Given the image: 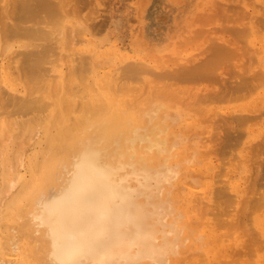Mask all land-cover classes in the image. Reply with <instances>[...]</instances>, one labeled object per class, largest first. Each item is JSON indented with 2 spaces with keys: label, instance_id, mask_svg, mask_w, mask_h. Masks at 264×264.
Listing matches in <instances>:
<instances>
[{
  "label": "bare ground",
  "instance_id": "6f19581e",
  "mask_svg": "<svg viewBox=\"0 0 264 264\" xmlns=\"http://www.w3.org/2000/svg\"><path fill=\"white\" fill-rule=\"evenodd\" d=\"M74 1L76 2L78 0H74ZM12 3L13 4L11 6L9 5L8 7L7 6L3 7L4 6L3 5L0 9L1 10L0 13L4 15V17L0 16V35L2 38H3V36H6V39H7L6 44L4 46L5 49L4 48L3 49L7 51L10 48V47H8L9 46L8 43L13 40L12 37H17L18 39H20V41H21V37L26 38L28 41L26 43V45H28V46L31 45V47H28L27 49L21 48L22 51L20 50V47H19L18 51H17V49L15 51H13L14 53H16L15 55L13 54V52H12V54L7 52L10 54L11 57H9L6 62L0 63V86H1V84H3L1 82H4L5 84L9 83L7 86L10 89H14V87L17 85H14L13 83L10 84V81L14 82L15 78L20 77V78H23L22 81H23V88H24V94H22V95L20 94V96H18V94H16V92H13L14 94H12V90L10 93L8 87H6L8 90H6L5 88H4L5 89L4 90L3 88H1L2 86L0 87V97H2V99H0V118H2L3 112H5L4 114H7V115H9V114L11 115L12 113H15L17 115L20 114L23 116V115L28 114L27 117L28 118L32 117L31 120L33 122H31L30 119H28L26 116H23L24 121H19V119H17L18 123H16L17 122L15 120L16 118L15 119L12 118L13 121H16L14 126H16V124H17L18 129L20 127V122H21V128L23 127V129H21V128L19 129V131L21 132V130L24 131V126H26V124H28L27 123L28 120H29V123L36 124V126H37L38 122H34V121L35 120L39 121L40 117H41L40 121L42 120V122H43V120H45V117L48 114H50L49 112H51V110H52L51 109L52 105H54V107H56L58 109L60 108V111H64L63 112L64 115H65V111H66V116H68V117L66 118V121L64 122V120H63L64 115H62L63 117L62 116L60 117L57 115V119L55 122H51L52 121L51 120V121L45 123V126L43 123V127L45 130H44V136L42 138L44 144H42V145H44V146H43V148L40 147V149L41 148L42 149L39 151V153H40L39 157H38V154L37 155L34 154L33 156L31 155L29 157V161L27 158L24 161L25 165L28 167V172H29V175L27 178H21L22 176H24V173H21L20 171L19 172L21 174H23L22 176L17 171L18 172L17 175H15V174H13L11 176L8 175L9 178L6 177L7 173L4 170L3 171L5 174H3V175H2L3 172L0 171V188H1V190H3L4 187L8 186L9 188L7 191H8V193H11L10 198L7 200L6 199L4 200L3 199L4 197L0 198V201L2 199L4 200L2 202V205H4L6 203L3 207L4 212H3V210H1L0 221L4 218L5 221H7V222L11 223V225H13L15 223L13 221L18 220L17 219L18 215H19V217L21 216L22 218H24L26 220V222L24 221L22 224H20L21 223L20 222L21 217L19 218L18 221H16L20 225L15 223L16 226L14 225L15 226L14 228L15 229H16V227L19 228V230L16 229L17 232H15V233H14L15 230L13 231V229H12L13 227L11 225L10 226L12 227L11 229L13 232L11 231L10 227L8 228L9 224L7 226L5 223H2L3 226L1 228L5 229V225H6V228L10 229V230L6 229L8 232V234L6 232L7 236L10 235L8 238H5L4 236L0 238V243H1L0 245H1L2 249L4 251L6 249H8L9 250L8 252H10V253L12 252V254L14 253V255H15V252L22 248L23 249L22 254H21L22 257L20 255L21 259L20 260L18 259V261H20L21 264H168V263L170 264L171 261L174 262L176 255H179L182 252V250H184L183 249V247L185 246L184 241H186V240H184V236H186V234L183 235V228L185 229L186 225H188V224H185V221L187 222L188 220L185 219L184 221L183 220L180 221L181 223L179 222V220H180L179 216H181L182 213H184V212H182L180 210V207L176 206L177 205L176 202H178L176 200H178L179 198L176 199V197L173 196L172 190H175V187H173V186H176V185H173V181H175V178L177 177V175L179 173L177 166L180 165V162H178L179 165L178 164L176 165V163H175L176 159L173 161V160H171V157L174 154L172 151L177 147V145L180 144V142H182L183 131L185 133L184 129L186 127L184 128L183 125H181L183 127V129H181L182 128L181 127L180 128L181 130L177 129V131H175L176 129L173 126H171V124L174 125L175 121L178 122L181 118V114L179 113V115H178V112H176L175 110H172L171 109L172 107L170 108V106L167 107L166 104H167V102L169 103V105H170V102L175 103L177 98H178L177 102L179 103V105L181 104L180 102H183L179 99L178 95L180 94V92H182L183 90H187V89H184V88L180 89L178 87L180 85L179 82L181 83V85L185 84L186 81H190V83L194 84L193 82H198L199 80L200 81H202V80L206 81V79L212 80L214 78H215L214 79L215 82H217L218 78L216 81V77L219 76L220 74L217 75L216 77H214V75L216 73L215 69L222 67L221 64L223 63V61L226 62V61H228L227 59H230V57L232 58V56H235L237 54L236 53L237 51L234 48L237 49L238 47H236V46L234 47V44L236 45V42L238 41V39L236 42L231 41V39H230V45L225 44V43H229V41L227 42V40L223 44L222 43L219 44L220 41H222V40L219 41L216 39V42H218V44L213 45V47L210 50V54H208V57H205L204 59L202 58L201 59L202 61H199V63L192 60V61H194L193 62L194 64H191L190 62H192V61H189L190 64H187L188 62L185 63L187 65L180 64L178 66L179 68L176 67L175 65L174 66L176 68L172 67L171 70H168V69L166 70L164 68L165 71L163 69V72H160V71L156 72L157 70L155 72H152V70L150 69V66H148V65L146 66L145 63L143 64V62H141L139 60H138L139 62L138 61L135 62V61L130 60L131 63H128V64L122 66L121 70H119V71H122V72H119L122 74H119L118 76H114L115 78L113 76L108 75V77L106 76V77H103L101 80L99 79V81H98L99 85L97 84L98 85L97 87H95L96 84L94 85V82L91 78H90L91 80H89L86 77L89 81L93 82L92 83L93 89L90 86H88V87L86 86L85 87L87 89V90L85 89L86 93L85 94L83 93L84 95H79L78 92L76 90H74V87L72 84L73 79H75L76 83H77V81H79L78 79H82L85 76V74L88 73L87 72L88 70L86 71V69H85L86 63L87 64L91 63L88 61L89 58L87 60V56L89 54L86 56V54L83 53V54H81V56H82L80 58L81 61L80 62L77 61V63L72 61L68 74L65 73V76L69 75L68 81L65 83L64 80L62 79L64 82V83L62 82L63 83L62 87L64 90L63 92H65V94H64L65 99L61 100V101L60 100L58 101L57 99H56L57 101H55V99H53L54 102L49 100V101L53 102V103H51V102L49 103V101H47V100H48V98L51 97V94L54 93V92L53 93L51 92V94H50V88H51L50 85H53V87L56 90L55 86L58 85L56 83L58 81H62V80L61 79L56 80L53 77H51V75L53 73H51V71L49 69L50 66L46 65V62L49 63L51 61L48 56H50L52 51L55 50V49L52 50V46L54 44H52V46H51V43L48 44V42H47L48 40L47 41L45 40L46 38H49V33H52V32H50L48 29H46L47 30L46 31L44 28H41L37 25L34 26V25L36 23L39 24L41 22H47V23L49 22L50 26L52 24H53V26L54 25L59 26L62 23L61 22V16L59 14V12L61 11L60 10L61 6L59 7V4L54 3L52 0H12ZM230 8H232V7H230ZM230 8H228V9L226 8V10L230 11L231 10ZM64 10H66V9L64 8ZM232 10H235V8L234 9L232 8ZM64 12H66V11H64ZM10 15H11L12 19H11ZM229 16H230V14H229ZM8 17H10V19L13 21V22L10 21V23H12V24H7L9 22L6 23V20L9 19ZM62 17H63V15H62ZM240 17H241V15H240ZM248 18H249V16H248ZM250 20L251 19H249V23H250ZM262 21H264V20H262ZM27 22H30L32 24L27 25L28 24ZM238 23H239V21H238ZM235 25H233V26H235ZM262 27H264V25H262ZM240 28L239 29L234 28V30H233L238 35V38L241 36V34H243L242 33V31L244 30L243 28H245V30H246L244 32L248 31L246 29V27L242 26V29H240ZM51 31H53V30H51ZM240 31H241V34H240ZM59 32H61V31H58L57 33H59ZM239 34H240V36H239ZM208 36H210V35H208ZM233 36L237 37L236 35H233V33H232V40L234 38ZM9 37H11L12 40ZM8 38L11 41H8L9 40ZM36 38H38V39H36ZM40 38L42 39V41ZM214 38H216V37H214ZM15 39L16 38H14V40ZM39 39H40V42H43L45 40L46 43H44L45 42L44 41L42 44H36L34 42V40H39ZM224 39H225V37H224ZM240 39H241V37H240ZM2 40L3 39L0 38V42L4 43V41H2ZM16 41H18V40H16ZM16 41H14V42H16ZM14 42H12V44ZM216 42H214V43H216ZM23 43H25V42H23ZM6 45H8L7 46L8 49H7ZM72 47H73V45H72ZM251 49H253V48H251ZM4 50H1V51H4ZM255 50H257V49H255ZM85 51H87V50H83L82 52H85ZM55 52L56 51H54V54H55ZM75 52H76V49H75ZM88 52L89 51H87V53ZM241 52H243V51L241 50ZM2 54H3V52H1L0 55L3 56ZM55 55H57V54H55ZM51 56H52V54H51ZM193 57H195V56H193ZM176 58H178V57H176ZM191 59H193V58L191 57ZM70 60H72V59L70 58L69 62H70ZM173 60H175V59L173 58ZM18 62H19V64H18ZM132 62H134V63H132ZM229 62H231V60ZM224 65H226V63ZM245 65L244 66L242 65L244 67L243 69H245V67H246ZM251 65H253V64H251ZM14 66L18 70H14V68H13ZM11 67L13 68L12 70L10 69ZM168 67L170 69V66H168ZM168 67H166V68H168ZM224 67H226V66H224ZM249 67H251V66H249ZM5 68H8L9 71H5ZM153 68H155V67H153ZM232 68H235V67H232ZM243 69H242V72L240 74H238L239 72H237L235 74H232V72L230 73L233 76L238 75V78H237L238 81L235 80L236 77H234L235 79L233 80L232 77L230 76L231 80L229 81V79H228V80H226V83H223V81L225 79V78H223L222 83L224 86L222 85L221 88L222 87L223 88L225 87V88L221 89V91H219V92H216L215 95L210 93V94L214 95V97H210V98H215V97L218 98V99L215 98V101H216V100L220 99L219 98L220 96L217 97L218 95H221V97L223 98L222 94L224 95V98L223 99L221 98L220 100H225L226 96L227 97L229 96V98H232V96H235V97L238 96L237 98H239V96L242 97V95H244V94L246 95L247 93H249L248 95H250L251 89L253 90L256 87L255 86L252 88L251 84L257 85V86H258V84L264 85V71H262L264 69L261 68L262 70L258 69V71L253 70L254 72H252V73L249 72V69L247 67H246L247 70H245V72L243 71ZM13 70L17 71V75L15 78L13 76L14 72L12 73ZM149 70H151V71H149ZM226 70H224V71L226 72ZM146 71L152 72L151 75L153 78L150 80V82L152 81V83H151V85L149 84V87H146V86L142 87V89L144 91L143 90H141V91L144 92V95L143 94L139 95V94H137V92L138 93L140 92L141 88H139V87L141 84L138 86V83L140 82L139 80H141L142 74ZM228 72L229 71H227L226 73L228 74ZM89 74L90 73H88L87 76ZM122 75H124V76H122ZM90 76H92V75H90ZM51 78L53 80H51ZM118 78H120V79H118ZM219 78H221V77H219ZM227 78H229V77H227ZM117 79H118V81H117ZM50 80H51V82L54 80L57 81V82L54 81L55 86H54V84H50ZM19 81H20V79H19ZM157 81L158 82L160 81L161 83L159 84ZM184 81H185V83H184ZM231 81H234L232 83L234 85L231 84ZM235 81H236V83H235ZM212 82H213V80H212ZM220 83H221V80L218 84H220ZM228 83H230L231 85ZM85 84L87 85V83H85ZM144 85H146V84H144ZM181 85H180V87H181ZM195 85H196V83H195ZM54 88H51V90ZM185 88H190V86L185 87ZM57 90H59L58 87H57ZM78 90H80V89H78ZM145 90H146V92H145ZM6 91H7V93H6ZM36 91H38L40 94L37 93L38 95L36 94L34 96V93ZM81 91H82V89H81ZM81 91H79V92H81ZM226 91L228 93L230 92V94H228ZM55 92H57V95H58V91H55ZM140 93H142V92H140ZM55 95H56V93L53 96H55ZM64 95L62 93V97ZM192 95H194V94H192ZM53 96H52V98H53ZM200 96H198V99L199 98L201 99ZM175 97H177V98L175 99ZM208 98L209 97H207L206 99L209 100L210 98L209 99ZM234 98H232V99H234ZM170 99H172V100L175 99V100L172 101ZM198 99H196V100H198ZM165 100H166V104L163 105V102L165 103ZM167 100H169L170 102ZM55 102H57V103H55ZM199 103L201 105L200 101H199ZM183 104H181V108L179 107L180 110L182 109V106H183V108L187 106V108L190 109V108H192V106H194V104H197V103H194V104L188 103V105L191 104V107L186 105L187 103H185V105H183ZM197 106L199 107V105H197ZM134 107H135V109H134ZM204 107L206 108V106H204ZM173 108L179 109L178 107H174V106H173ZM7 109H9V112L7 111ZM11 109H12V113L10 111ZM190 110H192V109H190ZM31 112H33V113L36 112V114L32 113L29 115V113H31ZM42 112L44 113V117H43V115H40ZM63 113H61V114H63ZM228 114L229 113H227V115ZM230 114H232V113H230ZM230 114L228 116H231ZM17 115H16V117H17ZM31 115H33V116H31ZM38 115H40V116H38ZM216 115H218V114H216ZM227 115L225 117L223 116L226 120H224V119L222 120L223 122L227 121V122L223 123L225 125V127L227 128L225 136H223V142L225 144H228L229 142H231V140L233 138L236 139V136H237L236 134H239L237 131H239L241 128V127L239 128V126L240 125L245 126L246 124H243V123L247 122V120L245 118L246 116L243 114H236V116L234 114H232L235 117L232 116V117L226 118ZM218 116H220V115H218ZM4 117H5V115H4ZM24 117L26 118V120ZM33 117H35L36 119ZM42 117H43V119H42ZM223 117H221V118H223ZM18 118H20V117H18ZM208 119L210 120V118H208ZM212 119H213V117H212ZM5 120L6 119H4V121L0 122V131L5 130V128H6V125H7L6 121L7 120L6 121ZM219 120H221V119L219 118ZM219 120H217V121H219ZM13 121H12V123H14ZM232 121L237 122L236 124H237L238 128H236V126H235L236 124L234 125V124L230 123L231 124L230 126L234 125V127L236 129H239L236 131V129L234 127H231V128H234L237 133L236 132L234 133V131H232V129H230V126L227 125L229 122H232ZM42 122H41V124H42ZM39 124H40V122H39ZM41 124H40V126H42ZM213 124H214V122H213ZM216 124H217V122H216ZM220 125H218V126H220ZM221 126H223V125H221ZM10 127H11V125H10ZM38 127H39V125H38ZM36 128L37 127H34L35 130H37ZM16 129H17V126H16ZM19 131L17 132L18 134H16V133L15 134L16 135L23 134V131L21 134ZM242 131H243V129H242ZM28 132H29V129H28ZM34 132H35V134L33 133L34 135L38 134L37 133L38 131H34ZM5 133H6V131H5ZM13 133L11 132L10 135H12ZM39 134H40V132H39ZM16 135H15V138H16ZM26 135H25V137H26ZM30 136L32 139V134ZM30 136L28 138L29 140H27L29 142H30ZM216 136L217 135H215V138H216ZM4 137L5 136L3 135V139L5 140ZM25 137L22 139L24 140ZM12 138L14 141L15 138L14 137H12ZM6 140H7V138H6ZM6 140H5V142H6ZM17 140H19V138ZM186 140H188V139L186 138ZM213 141H215V140H213ZM24 142L26 143V140H24ZM202 142H203V144H205L204 141H202ZM0 144H2V143H0ZM16 144H17V142H16ZM224 145H222V147ZM191 146H193V145H191ZM237 146H235V147H237ZM4 147H5V145H4ZM182 147H184V146H181V148ZM222 147H221V149H222ZM229 147H230V145H229ZM0 148L2 149L3 147H0ZM15 149H17L16 151H18V153H19V154H17V156H19V159L18 158L17 159H18L19 164H20V163H22L21 161H23L22 160L23 155L21 153L23 151V145L19 148L17 146V148L15 147ZM226 149H227V145H226ZM6 150H8V149H6ZM183 150H184V148H182V151ZM194 150H196V149H194ZM197 151H199V150H197ZM206 152H207V150H206ZM1 153H2V151L0 150V155H1ZM6 153H8V152H6ZM12 153H14V150H12ZM202 153H204V152H202ZM249 153H251V151ZM175 154H177V151ZM255 154H257V152ZM201 155L203 156V154H201ZM205 155H206V153H205ZM186 156H188V155H186ZM190 156L192 159H195V158H193L194 153H193V157H192V155H190ZM190 156H189V158H190ZM255 156H254V158H255ZM12 157L13 156H11V158ZM182 157H184V155H182ZM191 158L189 160L190 161L189 163L192 162ZM215 158H217V157H215ZM4 159H5V157L3 158V161H4ZM198 159L199 158H197V160ZM221 159L223 160V157ZM241 159L239 161L240 163H241ZM14 160H16V159L15 158L12 159V165L13 166L12 165H10V166L17 168L16 166H14V164H16V161L14 162ZM179 160L181 161V159H179ZM185 160L188 161V159H184V161ZM9 161H11V160H9ZM256 161H257V158H256ZM13 162H14V164H13ZM254 163H256V162H254ZM9 164H11V163H9ZM194 164L196 165V163H194ZM15 170L16 169H13V171H15ZM253 171H254V169L252 170V172ZM262 171H264V170H262ZM187 172H188V170H187ZM15 173H16V171H15ZM217 173H218V171H217ZM262 173H264V172H262ZM2 176H3V179H2ZM215 176H217V174ZM5 177L7 178V180ZM12 177H15L14 179H16L18 182H20L19 183L20 185H18L15 190H12L13 188H15V186H14L15 183L12 184V181L14 182ZM195 177L193 176L191 178L194 179ZM191 178H189V179H191ZM195 179L193 180V182L195 181ZM228 179H227V181H228ZM262 179H264V178H262ZM215 180H216V178H215ZM191 182H192V180H191ZM194 183H196V181ZM217 183H219V182H217ZM249 185H250V183H249ZM218 186L216 188H218ZM220 188L221 187H219V189ZM260 189H262V188H260ZM178 190H179V188H178ZM180 191H181V189H180ZM254 191H256V190H253V193H254ZM4 192H6V190ZM4 192L1 191L0 193L2 194ZM219 192H220V194H219ZM249 192H251V191H249ZM201 193L202 192H200V194ZM262 193H264V192H262ZM211 194H213V193H211ZM218 194L220 197L219 196L216 197L217 195L215 197L219 198L217 200L221 199V202L219 201L221 204L224 203L223 200L227 203L230 202V199H229L230 195L228 196L226 191L223 190V188L221 189V191H218ZM213 195H215V194H213ZM260 195L262 198L260 197ZM260 195L258 196L259 198L255 197L257 199L253 203H252V201L250 202L249 199L251 197L250 200H253L252 196L254 198V196H257V195H251L249 197V199H247L248 202L252 203L251 205H253L254 208L255 207H259L260 209H261V207L264 208V196H262L264 194H260ZM4 196H6V193ZM221 196L223 199L221 198ZM243 196H244V194H243ZM193 199L194 198L192 197V200L190 203H195V202H192V201H194ZM244 201H245V199H244ZM201 203H202V201H200V202L198 201L196 203L197 204L196 206L198 207V205H200ZM0 204H1V202H0ZM182 204H184V203H182ZM185 204L183 206H185ZM215 204H217V203H215ZM226 204H224V205H226ZM230 204H231V202H230ZM179 206H181V203ZM193 206L195 207L194 204H193ZM205 206L209 207V204L208 205L205 204ZM246 206H248V205H246ZM199 207H201V206H199ZM224 207H226V206H224ZM251 207L248 209H252ZM189 208L191 209V205ZM203 208H202V210H203ZM218 208H219V206H218ZM238 208H240V207H238ZM222 209H225V208L222 207ZM226 209H227V207H226ZM197 210H198V208H197ZM245 210H246V208H245ZM248 211L245 213L247 214ZM194 212H195V210H194ZM25 214H27V218H26V216L23 217V215H25ZM197 214H199V213H197ZM202 214H204V213H202ZM218 216H216V217H218ZM14 217L16 218V220L14 219ZM10 218L12 221H10ZM214 218H215V216L212 217V219H214ZM190 220H192V219L190 218ZM243 220L245 221V219H243ZM248 220H247V222H248ZM257 220H258V218H257ZM260 220H261L260 222L258 221L259 222V228L261 229L259 231L260 234L258 233L259 236L249 237L250 240L249 239L248 240H249L250 244H249V246L247 245L248 247L243 248V252L245 251L244 249H247V248H248L247 249L248 251L251 250L249 248L252 245H254V246L256 245L255 246V250H257L256 253H259L258 251H260L261 249L264 250V238H261V235H264V217H262ZM209 225L210 224H208L207 226H209ZM245 226H244V228H245ZM238 227H239V224H238ZM240 227H242V226H240ZM229 228H230V226H229ZM256 228H258V226ZM4 229H3V231H4ZM192 229H194L193 226H192ZM198 229H200V227ZM237 229H239V228H237ZM251 229H253V228H251ZM186 230L189 233V230H191V229H189V226H188V228ZM231 230H233L232 226H231ZM9 232H10V234H9ZM18 232L21 233V236L18 235L19 234ZM0 233H2V232H0ZM192 233H194V232H192ZM198 235H199V233H198ZM242 235H243V233H242ZM242 235L240 234V236H242ZM187 236H188V234H187ZM205 236L206 235H204V237ZM247 236L248 235H246V237ZM21 237L23 238V240H25L24 237H26V240H25L26 243L29 244V241H27V240H30V243H32V244L23 245L20 247V244H22L21 242L19 243V240L20 241L22 240ZM181 237H183V240L180 242L179 238H181ZM222 238H224V237H222ZM230 238H231V236H230ZM191 239L193 240V238H191ZM10 240L12 241V243ZM5 242H7L10 245L6 246L7 244H4ZM197 242L198 241H196V244H198ZM201 243H207V245H208V241L207 242L204 241ZM201 243H200V245H202ZM232 245H233V243H232ZM189 247H188V249H189ZM199 247L196 246L195 249L198 248V250H199ZM252 249H254V248L252 247ZM240 250H238L239 252H236V253L242 252V250L241 251ZM20 251H19V253H20ZM223 251H226V247H224V246H222L220 248L219 253L223 252ZM242 253H240V254H242ZM223 254H221V257ZM240 254L237 256L238 259H239V256H240V259L242 257V255H240ZM253 254H255V252ZM3 255H2V257H3ZM204 255H205V253H204ZM234 255H237V254H234ZM7 256H9V255H7ZM180 256L183 257V255H180ZM219 256H220V254H219ZM190 258H188V259H190ZM237 258H235V260H238ZM221 259L224 260V258H221ZM230 259H229V262H230ZM34 260H35V263H33ZM205 261H206V259L204 260V262ZM226 262L227 261H225L224 264H227ZM236 262H239V260ZM236 262H235V264H236ZM207 263H208V261H207ZM207 263L205 262L204 264H207ZM257 263L258 264H264V262H262V261H259ZM0 264H2V263H0ZM6 264H8V262ZM171 264H173V263H171ZM232 264H234V263H232Z\"/></svg>",
  "mask_w": 264,
  "mask_h": 264
},
{
  "label": "rangeland",
  "instance_id": "374dc122",
  "mask_svg": "<svg viewBox=\"0 0 264 264\" xmlns=\"http://www.w3.org/2000/svg\"><path fill=\"white\" fill-rule=\"evenodd\" d=\"M52 1L56 4H59V7L61 6L60 7L61 11L59 12V14L61 16V22L62 23L59 26H57V25L53 26V24L50 26L49 22L48 23L47 22H41L39 24L36 23L34 26L37 25L41 28H44L45 30L48 29L50 32H52V33H49V38H46V39L44 38V39L46 41L48 40L47 42H48V44L51 43V46H52V44H54L55 46L54 45L52 46V50L55 49L54 51L57 52V53L55 52V54H57V55H55L54 51L51 50L52 56H51V54H50V56H48L51 61L49 60L50 61L49 63L46 62V65L50 66L49 69H50L51 73H53L52 74L53 76L51 75V77H53L54 79H56V80H60V79L62 80L63 79L64 82L66 83L69 79V75L65 76V73L68 74L72 61L76 62V63H77V61L80 62L81 61L80 58L82 57L81 54L84 53V54H86V56L89 54L87 56V60L89 58L88 61L91 63H89V64L86 63L85 69H86V71L88 70L87 72L90 74L87 76L88 73H86L82 79H78L79 81H77V83L75 82V79H73V83H72L74 90H76L79 95H84L86 93V90H87L85 88L86 86L87 87L90 86L93 89V86H92L93 82H94V85L96 84L95 87H97L99 85L98 84L99 79L101 80L103 77H106V76L108 77V75L114 77V76H118L119 74H122V73H119V72H122V71H119V70H121V67L128 64V63H131V61L136 62L139 60V61L143 62V64L145 63L146 66L147 65L150 66V69L152 70V72H155L156 70H157L156 72H158V71L163 72L164 68L166 70L167 69L171 70L172 67L173 68L175 66L178 67L180 64L184 65L186 62H188L187 64H190V63L194 64L193 63L194 61L199 63V61H202L201 60L202 58L204 59L205 57H208V54H210V50L213 47V45L218 44V42H216V39L219 41L220 40L223 41V42L220 41L219 44H221V43L223 44L224 42H226V40H227V42L229 41V43H225L226 45H228V44L230 45V39H231V41H234V42H236L238 39V41L236 42V45L234 44V47L235 46L238 47L237 49L234 48L237 51L236 52L237 54L235 56H232L233 59L230 57V59H227L228 61H226V62L223 61V63L221 64L222 67L215 69L216 73H215L214 77H216L217 75L220 74L219 76L216 77V81L218 78L217 82H215V80H214L215 78L212 79L213 82L211 79L210 80L206 79V81H204V80L200 81L199 80L198 82H193L194 84L190 83V81H186V83L184 81L185 84L181 85V83L179 82L181 87L179 84H178L179 85L178 87L180 89H182V88L187 89V90H183L178 95L179 99L181 101H183V102H180V101L179 102L181 104L184 103L183 105H185V103H187L186 105H188V103H192V104L197 103V104H194V106H192V108H190L192 110L187 108V106L184 108L182 106V109L180 110L181 104L179 105V103L177 102V100H178L177 97H175V99L177 98L175 103L174 102L172 103L169 100H167L170 102V105L168 102L166 104V100H165V103L163 102V105L166 104L167 107L170 106V108L172 107L171 108L172 110H175L176 112H178V115H179V113L181 114V118H180L181 121L179 120L180 122L179 121L178 122L175 121V123L173 122L174 125L171 124V126H173L176 129L175 131H177V129L181 130V129H183V127L184 128L186 127L184 129L185 133L183 131L182 142H180V144L177 145V147L172 151L174 153V154L172 153L174 156L172 155L171 160L174 161L176 159V162H175L176 165L178 164V162H180V165L178 164L179 166H177L179 173H178L177 177L175 178V181H173V185H176V186H173V187H175V190H172V191H173V196L176 197V199L179 198L178 200L175 199L176 201H178V202H176L177 203L176 206L180 207V210L185 213V214L182 213V215L179 216V218H180L179 222L182 220L184 221L186 219L188 221L187 222L185 221V224H188V225H186L185 229L183 228V235L186 234V236H184V240H186V241H184V245H185L183 247L184 250H182V252L179 255H176L174 262L171 261V263H173V264H189L191 262L190 264H204L205 262L207 263V261H208L207 264H212V263L213 264L214 263L215 264H224L225 261H227L226 262L227 264H232V263L235 264V262L238 260H239V262H236V264H245V263L246 264H258L257 262H259V261L264 262V250L261 249L260 251H258L259 253H256L257 252V250H255L256 245L250 246L249 249H251V250H249V251L247 250L248 248L244 249L245 251L243 252V248L248 247L250 244L249 243V240H250L249 237L259 236V234H260L259 231L261 230L259 228V222L261 221L260 219L262 217H264V208H262V207H261V209L259 207L254 208L253 205H251L257 198H259L258 196L260 194H264V193H262V192H264V179H262V178H264V173H262V172H264V171H262V170H264V85L258 84V86H257V85L251 84L252 88L255 86L257 88L255 87L253 90L251 89V92L249 91L250 95H248L249 93H247L246 95L244 94L245 96L244 95H242V97L239 96V98H237L238 96H236V97L232 96V98L235 97L236 99L235 98L232 99V98H229V96L228 97L226 96L225 97V100L227 99L226 101L220 100L222 98L221 95L217 96V97L220 96L219 97L220 99L216 100V101H215L216 97L210 98V97H214L216 92H219V91H221V89L225 88V87L221 88V86L223 85V83H226V80L229 79V81H230L231 77L234 80L235 79L234 77H236L235 80L238 81L237 80L238 75L233 76L232 74H235L237 72H239L238 74H240L242 72V69L244 68L243 66L245 64H246L245 66L249 69V72H251V73L254 71H258V69L259 70L264 69V27H262V25H264V21H262V20H264V0H217V1L216 0H78L76 2L74 0H63V1L62 0H52ZM12 4H13L12 0H6V1L0 0V9L3 5H4L3 7H5V6L8 7L9 5L11 6ZM71 4L72 5L74 4V5L72 6ZM230 7H232L233 9L235 8V10H232V8H230ZM64 8L66 10H64ZM226 8L227 9L230 8L231 10L230 11L226 10ZM64 11H66V12H64ZM229 14H230V16H229ZM2 15L3 14L0 13V16L4 17V15L3 16ZM62 15H63V17H62ZM240 15H241V17H240ZM248 16H249V18H248ZM10 17H11V15H10ZM10 17H8V18L10 19ZM9 19H7V20L5 19L6 23L9 22L7 24H12V23H10V21L13 22L11 20L12 17L10 20ZM249 19H251L250 23H249ZM238 21H239V23H238ZM30 22H27L28 23L27 25H31L32 23H30ZM233 25H235L236 27ZM242 26L246 27V29L248 31L244 32L246 30H245V28H243L244 29L242 31L243 34H241V31H240L241 36L239 34V36L241 37V39H240V37L238 38V35L233 30H234V28L239 29L240 27H241L240 29H242ZM51 30H53L54 32ZM58 31H61V32L57 33ZM231 32L233 33V35L237 36V37L233 36L235 38V39L233 38V40H232V33ZM208 35H210V36H208ZM223 36L225 37V39ZM214 37H216V38H214ZM0 38L3 39L2 41H4V43L0 42V54H1V52H3V54H2L3 56L0 55V58H1L0 63L6 62L7 59L9 57H11L9 53L12 54V52L15 51L16 49L18 51L19 47H20V50H21V48L27 49L28 47H31V45L30 46L26 45V43L28 42L26 38L21 37V41H20V39H18L17 37H12L13 40H14V38H16L14 41L18 40L16 42H14L12 40V38L9 37V38H11L12 41L8 38L9 39L8 41H11V42H9V43L7 42L9 46L6 45V47L8 46L10 48L8 49V47H7L8 50L6 51V50H4L5 49L4 46H5L6 41H7L6 36H3V38H2L0 35ZM36 39H38V38H36ZM40 39L34 40V42L36 44H42L45 41L44 40L43 42H40ZM212 40L216 43H214ZM41 41H42V39H41ZM46 41L44 43H46ZM12 42H14V43L12 44ZM23 42H25V43H23ZM72 45H73V47H72ZM251 48H253V49H251ZM75 49H76V52H75ZM255 49H257V50H255ZM1 50H4V51H1ZM83 50H87L89 52L88 53H87V51H85L86 53L82 52ZM241 50L243 52H241ZM7 52H9V53H7ZM13 54L15 55L16 53L13 52ZM192 55L195 57H193ZM176 57H178V58H176ZM191 57L193 59H191ZM70 58L72 60H70V62H69ZM173 58L175 60H173ZM192 60H194V61H192ZM230 60H231V62H229ZM189 61H192V62L189 63ZM242 61L243 62L245 61L244 62L245 64ZM249 62L250 63L252 62L251 64H253V65H251ZM132 63H134V62H132ZM225 63H226V65H224ZM18 64H19V62H18ZM187 64H185V65H187ZM167 65L170 66V69ZM224 66H226V67H224ZM249 66H251V67H249ZM153 67H155V68H153ZM166 67H168V68H166ZM232 67H235V68H232ZM246 67H245V69H243L244 72H245V70H247ZM13 68H14V70H18V69H16L15 66ZM13 68L11 67L10 69L12 70ZM165 69H164V71H165ZM14 70L12 71V73L14 72L13 76L15 78L17 75V71H14ZM151 70H149V71H151ZM224 70H226V72L229 71L228 72L229 75ZM5 71H9V69L5 68ZM262 71H264V70H262ZM152 72H147V71L144 73L142 72L143 74L141 76V80H139L140 82L138 83V86L141 84L139 88H141L140 92H142V93L137 92V94H139V95L143 94L144 95V92H143L144 90L142 89V87H145V86L149 87V84L151 85L152 81L150 82V80L153 78L151 75ZM231 72H232V74H230ZM90 75H92L93 77ZM122 76H124V75H122ZM86 77L89 80L92 79L93 82L89 81ZM219 77H221V78H219ZM227 77H229V78H227ZM18 78L20 79V81ZM18 78H15L14 82L10 81V84L13 83L14 85H17L14 87V89H10L7 86L9 83L5 84L4 82H1L3 84H1L2 87L1 86L0 87L3 89L5 88L6 90H8L6 88V87H8L10 93L12 90V94H14L13 92H16V94H18V96H20V94L21 95L24 94L23 81H22L23 78H20V77H18ZM223 78H225L224 81H223ZM118 79H120V78H118ZM118 79H117V81H118ZM51 80H53V79L51 78ZM51 80H50V84H54V81L57 82L56 80L51 82ZM63 80L58 81L56 83L59 86L58 85L55 86V84H54V86L56 87V90L53 87V85H50L51 88H54L52 90L50 88V94H51V92L52 93L54 92V93L51 94V97L48 98L47 101H49V100L53 101V99H55V101H57V100L61 101V100L65 99V95H64L65 92H63L64 90L62 87V84L64 83ZM220 80H221V83L218 84L220 82ZM222 81H223V83H222ZM236 81H235V83H236ZM233 82L234 81H231V84ZM85 83H87V85ZM158 83L160 84L161 82L159 81ZM195 83H196V85H195ZM144 84H146V85H144ZM228 84H230V83H228ZM232 85H234V84H232ZM188 86H190V88H185ZM57 87L59 88V90H57ZM78 89H80V90H78ZM81 89H82V91H81ZM141 90H143V91H141ZM55 91H58V95H57V92H55ZM79 91H81V92H79ZM145 92H146V90H145ZM6 93H7V91H6ZM37 93H39V92L36 91L34 93V96ZM55 93H56V95L53 96ZM62 93L64 95L63 97H62ZM210 93H212L214 95H212ZM192 94H194V95H192ZM228 94H230V92ZM52 96H53V98H52ZM198 96H200L201 99L200 98L198 99ZM222 96L224 98L223 94H222ZM207 97H209L210 99L208 98L209 100H207L206 99ZM0 99H2V97H0ZM196 99H198V100H196ZM216 99H218V98H216ZM170 100H172V99H170ZM174 100H172V101H174ZM51 101H49V103ZM199 101L201 102V105H200ZM53 102H51V103H53ZM55 103H57V102H55ZM197 105H199V107ZM173 106L178 107V108L180 107V108L179 109L173 108ZM188 106L191 107V104ZM204 106H206V108ZM51 109H50L51 112H49L50 114H48V115L46 114L47 116L45 117V120H43V122H42V120L40 121L41 117H40L39 121H36L35 120L36 118L33 117V118H35L34 122H38L37 126H36V124L29 123V120H28V122H27L28 124H26V126H24V131L21 130V132L19 131V129L21 128V122H20L19 129H18V125L16 124L18 130L16 129V126H14L15 122L17 121V119H19V121H24L23 116L27 117L28 114L23 115V116L20 114L17 115L15 113H12V109L10 110L12 113L11 115L10 114L9 115L4 114L5 112H3L2 118H0V122L4 121V119H6L7 121L6 120L5 121L7 122V125H6L5 130L0 131V143H2V144H0V147H3L2 149L0 148V150L2 151V153L0 155V165H1L0 171L3 172L2 175L5 174L4 173V171H5L7 173L6 177L9 178L8 175H10V176L13 174L17 175V173L20 171L21 173H24V176H22L23 174H21L19 172L22 176L21 178H27L28 177V175H29L28 167L25 165L24 161L26 160V158L29 161V157L31 155L33 156L34 154L35 155L38 154V157H39V154H40L39 151L44 146V145H42V144H44L42 138L44 136V130H45L43 127V123L45 126V123H47L51 120H52L51 122H55L57 119V115L60 117L62 115H64V113H63L64 111H60V108L58 109V108L54 107V105L51 106ZM134 109H135V107H134ZM7 111L9 112V109H7ZM32 113L33 112L29 113V115ZM34 113L36 114V112H34ZM61 113H63V114H61ZM227 113H229V114L232 113L235 116H236V114H243L246 116L245 118H246L247 122L243 123V124H246L245 125L246 127L244 125H243L244 127L241 125L239 126V128L241 127L240 130L236 129V128H238L237 124H236L237 122L232 121V122H229L228 124L226 123L229 126L231 124H234V125L236 124L235 125L236 128L233 125V126H230V129H232V131H234V133L237 130H239V131H237L239 134H236L237 135L236 139L233 138L232 139L233 141L231 140V142H229L228 144H225L223 142V136H225L227 128L225 127V125L223 123H225L227 121L223 122L222 120L223 119L226 120L224 117L227 115ZM216 114H218L220 116H218ZM232 114H230L231 116L227 115L226 118L232 117V116L235 117ZM4 115H5V117H4ZM16 115H17V117H16ZM40 115H43V117H44L43 112ZM40 115H38V116H40ZM31 116H33V115H31ZM18 117H20V118H18ZM43 117H42V119H43ZM67 117L68 116H66V111H65V115L63 117L64 122L66 121ZM212 117H213V119H212ZM218 117L221 120H219ZM221 117H223V118H221ZM12 118L13 119L16 118L15 119L16 121H13ZM208 118H210V120ZM28 119H30V121L33 122L31 120L32 117L28 118ZM25 120H26V118H25ZM217 120H219V121H217ZM12 121L14 123H12ZM39 122H40V124L42 122V124H41L42 126H40ZM213 122H214V124H213ZM216 122H217V124H216ZM16 123H18V121ZM219 123L223 126H221ZM10 125H11V127H10ZM38 125L40 128L38 127ZM181 125H183V127ZM218 125H220V126H218ZM34 127H37L36 128L37 130H35ZM231 127H234L236 129V131L234 128H231ZM27 128L29 129V132H28ZM21 129H23V127ZM242 129H243V131H242ZM5 131H6V133H5ZM18 131L20 132V134L23 131V134L16 135V134H18L17 133ZM34 131H38L37 132L38 134L34 135L35 134ZM11 132L12 133L14 132V133L12 135H10ZM39 132H40V134H39ZM31 134H32V139L30 136ZM3 135L5 136L4 137L5 140L7 138L6 142L3 139ZM15 135H16V138H15ZM25 135L27 138L25 137ZM215 135H217L216 138H215ZM29 136H30V142L27 141V140H29L28 139ZM12 137L15 138L14 141H13ZM24 137H25L24 140H26V143L22 139ZM185 137L188 140H186ZM18 138L20 141L17 140ZM200 139L202 141H204L205 144H203V142ZM213 140H215V141H213ZM16 142H17V144H16ZM15 144L18 146V148L23 145V151L21 152L23 155V157H22L23 161H21L22 162V163H20L21 165L19 164V161H18L19 156H17V154H19V153H18V151H16L17 149H15V147L17 148V146ZM4 145H5V147H4ZM191 145H193V146H191ZM222 145H224V146L222 147ZM226 145H227V149H226ZM229 145H230V147H229ZM181 146H184V147H182V148H184L183 151H182ZM235 146H237V147H235ZM40 147H42V148L40 149ZM221 147H222V149H221ZM6 149H8V150H6ZM194 149H196V150H194ZM12 150H14L15 154L12 153ZM197 150H199L200 152ZM206 150H207V152H206ZM176 151H177V154H175ZM250 151H251V153H249ZM6 152H8V153H6ZM202 152H204V153H202ZM254 152L255 153L257 152V154H255ZM193 153H194V157H193ZM205 153H206V155H205ZM181 154L184 155V157H182ZM201 154H203V156ZM186 155H188V156H186ZM190 155H192V157L195 159H192ZM253 155L254 156L256 155L255 158ZM11 156H13V157L11 158ZM189 156H190L191 161H192L191 163H189L190 162ZM4 157H5V159L3 161ZM215 157H217L218 159ZM222 157H223V160L225 162L221 159ZM14 158L16 159V160H14V162L16 161V164H14V162H13V164L17 168L12 167L13 166L12 165V159H14ZM197 158H199V159L197 160ZM200 158L201 159L203 158V159L201 160ZM256 158H257V161H256ZM179 159H181L182 162ZM184 159H188V161L187 160L184 161ZM240 159H241V163L239 162ZM9 160H11V161H9ZM193 162L196 163V165ZM254 162H256V163H254ZM9 163H11V164H9ZM10 165H12V166H10ZM12 168L16 169L15 170L16 173H15V171H13ZM186 169L188 170V172ZM253 169H254V171L252 172ZM217 171H218V173H217ZM216 174L218 177L215 176ZM190 176L191 177L196 176L195 177L196 179L195 178L194 179L198 185L196 183H194L195 181L193 182L194 179L191 178ZM7 178H6V180H7ZM14 178L15 177H12V179L14 180V182L12 181V184L15 183L14 184L15 188H13L12 190H15L16 187L18 185H20L19 184L20 182H18ZM189 178H191V179H189ZM215 178H216V180H215ZM2 179H3V176H2ZM227 179H228V181H227ZM191 180H192V182H191ZM217 182H219V183H217ZM249 183H250V185H249ZM217 186H218V188H216ZM219 187H221V188L219 189ZM8 188H9L8 186L4 187L3 190H1V188H0V192L1 191L4 192L6 190V192H4L2 194L0 193V198L4 197L3 198L4 200L5 199L7 200L10 198L11 193H8V191H7ZM178 188H179V190H178ZM222 188L224 191H226L228 196L230 195L229 199H230L231 204H230V202L227 203L224 200H223L224 203L221 204L220 203L221 199L217 200L219 198H216V197H218L220 194V192L218 194V191H221ZM260 188H262V189H260ZM180 189H181V191H180ZM253 190H256V191H254V193H253ZM249 191H251V192H249ZM200 192H202V193L200 194ZM5 193H6V196H4ZM211 193H213L215 195H213ZM243 194H244V196H243ZM250 194L251 195H257V196H254V198L255 197H257V198L254 199L252 196L253 200H250L251 199ZM176 195L177 196L179 195V196L177 197ZM262 196H264V195H262ZM192 197L194 198L193 199L194 201H192V202H195V203H190L192 200ZM249 197H250V199H249ZM260 197H261V195H260ZM221 198H222V196H221ZM3 199L0 201L1 202L0 214H1V210H3V207L6 204L5 203L4 205H2V202L4 201ZM244 199H245V201L247 199H249V201L250 202L252 201V203L248 202V200L245 202ZM198 201L199 202L202 201V203L200 205H198V207H197L196 203ZM180 203H181V206H179ZM182 203H184V204L186 203L185 206H183L184 204H182ZM215 203H217L218 205ZM193 204L195 205V207L193 206ZM205 204L206 205L209 204L210 208L208 206H205ZM224 204H226V205H224ZM190 205H191V209L189 208ZM246 205H248V206H246ZM199 206H201V207H199ZM218 206H219V208H218ZM224 206H226L227 209ZM222 207L225 209H222ZM238 207H240L241 209ZM250 207L252 209H248ZM197 208H198V210H197ZM202 208H203V210L204 209L205 210L203 211ZM245 208H246V210H245ZM194 210H195V212H194ZM247 211H248V213L246 214L245 212H247ZM3 212H4V210H3ZM197 213H199V214H197ZM202 213H204V214H202ZM25 216L27 218V214L23 215V217H25ZM214 216H215V218L212 219V217H214ZM216 216H218V217H216ZM20 217L18 215L17 219L19 220ZM190 218L192 220H190ZM257 218H258V220H257ZM14 219L16 220L15 217H14ZM243 219H245V221ZM246 219L247 220L249 219L248 222ZM18 220H16V221H18ZM10 221H12L11 218H10ZM16 221H13V222L18 224ZM24 221L26 222V220L21 217V219H20L21 223L20 222L19 223L22 224ZM2 223H5L7 226L9 224L8 228L10 227V229L13 227L12 228L13 231L15 230L14 233L17 232L16 229L19 230V228H17V227H16V229L14 228L16 226L15 223L13 225H11V223L5 221L4 218L0 221V225H1L0 228L3 226ZM20 224H18V225H20ZM208 224H210V225L207 226ZM238 224H239V227H238ZM6 225H5V229L4 228L0 229V232H2V233H0V238L3 236L5 238H8L10 236V235L7 236V234H8L7 230H10V229H7ZM245 225L246 226L248 225V226L246 227ZM188 226H189V229H191V230H189V233L186 230L188 228ZM192 226L194 227L195 230L192 229ZM229 226H230V228H229ZM231 226H232L233 230H231ZM240 226H242V227H240ZM244 226H245V228H244ZM257 226H258V228H256ZM199 227H200V229H198ZM237 228H239V229H237ZM251 228H253V229H251ZM3 229H4V231H3ZM12 229H11V231H12ZM6 232H7V234H6ZM192 232H194L195 234ZM198 233H199V235H198ZM242 233H243V235H242ZM9 234H10V232H9ZM187 234H188V236H187ZM240 234L242 236H240ZM18 235L21 236V233H19ZM204 235H206L207 237L206 236L204 237ZM246 235H248V236L246 237ZM230 236H231V238H230ZM22 237H21L22 240L21 241L19 240V243L20 242L22 243V244H20V247L23 245L32 244V243H30V240H27V241H29V244H27L25 241L26 237H24L25 240H23ZM222 237H224V238H222ZM191 238H193V240ZM261 238H264V235H261ZM179 240L181 242L183 240V237L179 238ZM196 241H198L197 243L199 245L196 244ZM200 241L201 242H204V241L207 242L208 241V245H207V243H201ZM11 243H12V241H11ZM200 243L202 245H200ZM232 243H233V245H232ZM4 244H7L6 246L10 245L7 242H5ZM194 246L195 247L200 246L199 250H198V248L195 249ZM220 246L226 247V251L219 253V250L221 248ZM188 247H189V249H188ZM252 247L254 249H252ZM240 249L242 250L243 253L242 252H240L242 254L236 253V252H239L238 250H240ZM6 250L4 251L0 245V261L2 260L0 263L6 264L8 262V264H21V262L18 261V259L19 260L21 259L20 255L22 254V250H23L22 248L20 249L21 251L20 250L16 251L15 255H14V253L12 254V252L11 253L8 252L9 251L8 249H6ZM19 251H20V253H19ZM254 252H255V254H253ZM204 253H205V255H204ZM219 254H220V256H219ZM221 254H223L222 257H221ZM234 254H237V255H234ZM239 254L242 255L241 259H240V256H239V259L237 258V256ZM2 255L4 258L2 257ZM7 255H9V256H7ZM180 255H183V257ZM21 257H22V255H21ZM234 257L237 258L238 260H235ZM188 258H190V259H188ZM221 258H224V260H222ZM205 259H206V261L204 262ZM229 259H230V262H229ZM33 263H35V260L33 261Z\"/></svg>",
  "mask_w": 264,
  "mask_h": 264
}]
</instances>
